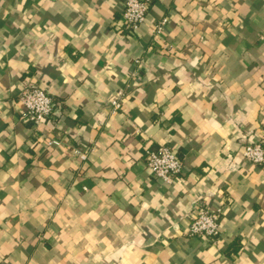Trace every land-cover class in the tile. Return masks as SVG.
<instances>
[{"label": "crops", "instance_id": "crops-1", "mask_svg": "<svg viewBox=\"0 0 264 264\" xmlns=\"http://www.w3.org/2000/svg\"><path fill=\"white\" fill-rule=\"evenodd\" d=\"M123 5L0 0V264H264V167L241 154L264 141V0H154L138 31ZM30 81L57 108L39 128ZM161 144L172 183L147 167ZM199 202L214 240L189 234Z\"/></svg>", "mask_w": 264, "mask_h": 264}, {"label": "built area", "instance_id": "built-area-1", "mask_svg": "<svg viewBox=\"0 0 264 264\" xmlns=\"http://www.w3.org/2000/svg\"><path fill=\"white\" fill-rule=\"evenodd\" d=\"M154 0H124L120 25L124 28L138 31L145 23L147 13ZM168 17H162L154 24V33L161 36L168 24ZM123 90L111 98L110 104L114 111L122 108ZM20 100L25 106L22 118L39 128L43 121L57 113L56 103L49 91L33 82H27L20 92ZM57 139H48L49 147L59 145ZM242 156L254 165L264 167V141L257 139L244 144ZM147 167L153 176L172 183L183 171V161L174 149L168 144H161L156 148L145 150ZM222 208L212 209L204 202L196 203L189 224V234L201 236L210 240L216 239L220 234V218Z\"/></svg>", "mask_w": 264, "mask_h": 264}]
</instances>
